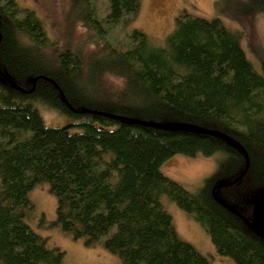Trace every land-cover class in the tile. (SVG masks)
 Returning <instances> with one entry per match:
<instances>
[{
	"label": "trees",
	"instance_id": "trees-1",
	"mask_svg": "<svg viewBox=\"0 0 264 264\" xmlns=\"http://www.w3.org/2000/svg\"><path fill=\"white\" fill-rule=\"evenodd\" d=\"M62 9L63 38L50 34L35 10L0 0V264H64L65 253L28 223L35 211L29 193L43 184L56 200V217L47 223L42 215L39 228L100 245L119 264H210L179 238L163 196L201 225L217 256L264 264V241L212 194L243 171L238 149L131 122L214 130L238 142L248 172L215 196L250 218V198L264 190L260 50L256 68L242 32L185 9L161 44L130 29L140 0H62ZM229 12L249 31L264 0H237ZM79 29L85 33L72 40ZM41 108L63 125L48 126ZM175 155L221 159L217 173L190 191L161 170Z\"/></svg>",
	"mask_w": 264,
	"mask_h": 264
},
{
	"label": "rangeland",
	"instance_id": "rangeland-1",
	"mask_svg": "<svg viewBox=\"0 0 264 264\" xmlns=\"http://www.w3.org/2000/svg\"><path fill=\"white\" fill-rule=\"evenodd\" d=\"M237 0H140L139 14L130 29H138L145 33L157 44L163 43L167 35L173 31L175 17L185 9L189 13L204 18H219L223 24L244 34L241 45L250 62L259 66L258 51L264 56V14L256 16L249 31L236 23L230 12ZM19 6L35 10L41 16L50 34L58 37L64 31L62 0H17ZM245 31V32H244ZM81 29L73 33L72 40L84 34ZM248 34V35H247ZM63 38V37H62ZM262 52V53H261ZM258 63V64H257ZM257 65V66H256ZM41 112L48 126H62L64 119L45 108ZM220 155L212 157L197 156L194 158L175 155L162 165V172L183 185L190 191H195L205 180L214 176L218 171ZM256 197V195H255ZM29 199L34 204L35 211L28 220L32 229L47 239L49 247H57L65 253L64 264H119L116 256L108 253L102 246L87 247L83 240H74L70 234L56 228H39V221L44 215L47 223L56 217V200L49 192L46 184L36 186L30 193ZM254 199L250 198L254 203ZM161 203L171 216L179 238L191 244L200 254L207 257L210 264H234L230 259L217 256L211 240L205 230L192 216L180 210L174 202L163 196Z\"/></svg>",
	"mask_w": 264,
	"mask_h": 264
},
{
	"label": "water",
	"instance_id": "water-1",
	"mask_svg": "<svg viewBox=\"0 0 264 264\" xmlns=\"http://www.w3.org/2000/svg\"><path fill=\"white\" fill-rule=\"evenodd\" d=\"M0 39H1V37H0ZM0 75L2 76L1 71H0ZM38 79L39 78H35L33 80V89L35 88V85H36V82L38 81ZM42 79L48 80L44 77ZM58 90L60 92V95L62 97L63 102L66 104V106L68 108L71 109V107L68 105L63 93L60 91V89H58ZM81 113H84V112H81ZM106 116L113 118V119H117V120H124L123 118H119V117L112 116V115H106ZM131 122L133 124L142 125V126H146V127H150V128H154V129H158V130L185 131V132L203 134V135L211 136V137L217 138L219 140H222L224 142H227L228 144L237 148L238 151L243 155V157L245 159V166H244L243 171L234 181L227 183V184H220V185L214 187L212 190V194L214 196V199L222 207H224L228 212H230L231 214L235 215L240 220H242L243 223L246 225V227L250 230V232H252L258 238H260L264 241V190L255 199V201L252 205V211L250 214V218H246L245 216H243L242 214H240L236 210H234L231 207L224 204L222 201L217 199L215 196V191L217 189L232 187V186L236 185L240 180H242L245 177V175L248 172L249 165H250L249 157H248L246 150L238 142H236L235 140H233L232 138H230L226 134L218 132V131H214V130H207V129H202V128H189V127H173V126H168V125H162V124H156V123H150V122H142V121H135V120H132Z\"/></svg>",
	"mask_w": 264,
	"mask_h": 264
}]
</instances>
